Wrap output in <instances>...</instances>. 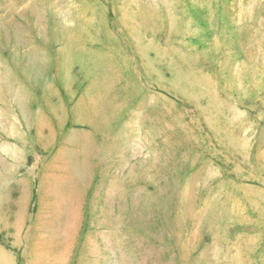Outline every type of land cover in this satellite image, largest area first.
<instances>
[{"label": "rangeland", "instance_id": "1", "mask_svg": "<svg viewBox=\"0 0 264 264\" xmlns=\"http://www.w3.org/2000/svg\"><path fill=\"white\" fill-rule=\"evenodd\" d=\"M0 249L264 264V0H0Z\"/></svg>", "mask_w": 264, "mask_h": 264}, {"label": "bare ground", "instance_id": "2", "mask_svg": "<svg viewBox=\"0 0 264 264\" xmlns=\"http://www.w3.org/2000/svg\"><path fill=\"white\" fill-rule=\"evenodd\" d=\"M129 29V28H128ZM131 31V29H129V32ZM131 37H132V39H133V41L135 42V44H136V46H137V48L139 49V42H138V40H137V38H136V36H135V34L134 33H132L131 34V36H129V38L131 39ZM132 39H131V41H132ZM133 41H132V43H133ZM135 44L133 43V48L134 49H136V52L135 53H137V54H140V52L138 51V49L136 48V46H135ZM122 48H123V46H121ZM122 48H120L121 50H122ZM68 52V58H69V63H72V62H74V60L75 59H77V57H78V55L80 54V55H85V54H83V50H81V49H79V51L78 52H76L75 50L74 51H72V50H68L67 51ZM78 53V54H77ZM77 54V55H76ZM131 54H132V52H130V56H131ZM91 55V54H90ZM91 57L92 58H94V55H91ZM125 58H126V56H125ZM127 59V58H126ZM104 69H106L105 68V66H103L102 65V63H101V68H100V71L101 70H104ZM64 71V70H63ZM102 72H105V71H102ZM107 72V71H106ZM87 90L88 89H84V91L82 92V96L80 97H77V99L75 100V102L73 103V106H72V109L74 110V111H83V109H82V107H83V105H84V100H85V98H87V95L86 94H88L87 93ZM79 93H81V92H79ZM79 93L76 95V96H78L79 95ZM81 95V94H80ZM76 96H74V97H76ZM89 96V95H88ZM74 99V98H73ZM143 101V100H142ZM101 102V101H100ZM98 103V102H97ZM101 104V103H100ZM99 104V105H100ZM98 105V104H97ZM99 105H98V107H99ZM68 107V106H67ZM86 107V106H85ZM84 107V108H85ZM94 107H96L95 105H94ZM119 106H117V108H118ZM121 107V106H120ZM119 109V108H118ZM126 109V108H125ZM125 109H123V110H125ZM121 110V109H120ZM119 110V111H120ZM127 114V113H126ZM130 114V113H129ZM77 119H79V118H77ZM83 119V118H82ZM151 119V118H150ZM72 121H75V120H72ZM123 121V120H122ZM151 121V120H150ZM161 121V120H160ZM122 123V122H121ZM120 126V125H119ZM59 127H60V129L62 128V123L60 122V125H59ZM121 127V126H120ZM150 129H153V128H150ZM176 129V128H175ZM61 131V130H60ZM59 131V132H60ZM64 132V131H63ZM62 133V132H61ZM144 133V132H143ZM148 133V132H147ZM56 136V135H55ZM3 186V185H2ZM20 241V240H19ZM21 244V243H20ZM16 245H17V242H16ZM14 248V247H13ZM30 249V248H29ZM31 251V250H30ZM15 258V257H14ZM0 264H11V262H10V260L7 258V255L5 254V252H3L1 249H0ZM78 264V263H77Z\"/></svg>", "mask_w": 264, "mask_h": 264}]
</instances>
